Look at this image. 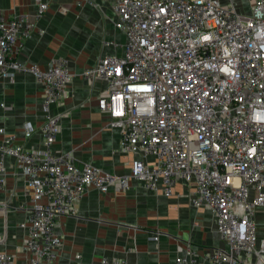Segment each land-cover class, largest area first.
I'll return each instance as SVG.
<instances>
[{"label":"built area","instance_id":"1","mask_svg":"<svg viewBox=\"0 0 264 264\" xmlns=\"http://www.w3.org/2000/svg\"><path fill=\"white\" fill-rule=\"evenodd\" d=\"M113 3L115 27L126 35L123 52L100 57L81 75L106 84L99 110L120 132L121 151L132 156L128 172L119 175L78 166L70 153L51 148L59 126L48 108L69 91L68 59L42 70L17 56L49 3L37 0L33 16L7 17L0 10V79L13 82L18 73L31 72L43 86L42 148L26 149L0 127V189L9 156L29 193L21 226L30 263L57 259V219L73 213L86 191H126L135 180L167 197L179 182L190 184V206L214 216L225 246L199 254L190 244L176 264H264V232L258 236L254 223L256 208L264 210V0H250L248 15L220 0ZM32 131L23 125L26 138ZM12 259L0 252V264ZM99 264L125 261L102 256Z\"/></svg>","mask_w":264,"mask_h":264},{"label":"crops","instance_id":"2","mask_svg":"<svg viewBox=\"0 0 264 264\" xmlns=\"http://www.w3.org/2000/svg\"><path fill=\"white\" fill-rule=\"evenodd\" d=\"M49 8L23 43L18 60L45 69L60 57L68 59L73 74L68 93L49 106L57 119L59 135L52 145L56 153L68 152L76 165L89 164L109 174L128 172L132 156L119 148V133L108 127V116L99 110L98 98L105 94L101 79H85L81 72L100 57L122 54L126 40L115 27L113 0H40ZM248 15L250 0H220ZM37 0H0L7 17L30 14ZM42 32V33H39ZM43 86L31 72L18 73L13 82L0 79V127L15 133L26 149L42 148L40 126L44 120ZM33 127L30 137L23 125ZM4 135L0 134V142ZM5 188L0 189V252L12 255V264H32L23 248L29 193L25 177L13 159L5 158ZM192 187L179 182L172 196L144 190L132 180L126 191L110 188L102 193L90 188L74 205L73 213L59 216L55 231L61 248L52 264H99L105 256L121 258L125 264H176V256L188 245L199 254L211 247H224L215 219L206 208L189 204ZM258 236L264 232V210L256 208Z\"/></svg>","mask_w":264,"mask_h":264}]
</instances>
